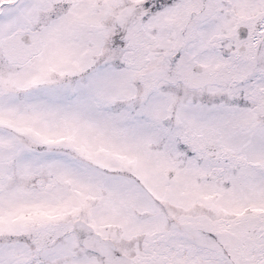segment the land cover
I'll return each mask as SVG.
<instances>
[{
  "label": "snow or ice",
  "instance_id": "1",
  "mask_svg": "<svg viewBox=\"0 0 264 264\" xmlns=\"http://www.w3.org/2000/svg\"><path fill=\"white\" fill-rule=\"evenodd\" d=\"M0 264H264V0H0Z\"/></svg>",
  "mask_w": 264,
  "mask_h": 264
}]
</instances>
